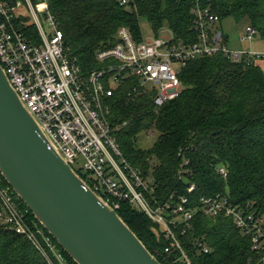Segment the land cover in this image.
I'll return each mask as SVG.
<instances>
[{"label":"trees","instance_id":"1","mask_svg":"<svg viewBox=\"0 0 264 264\" xmlns=\"http://www.w3.org/2000/svg\"><path fill=\"white\" fill-rule=\"evenodd\" d=\"M47 1L64 34V44L89 71L100 67L96 52L111 47L120 28L127 27L140 41L141 19L148 21L154 37L167 32L174 43H196L192 9L197 7L219 16V21L231 16L248 21L264 39V0ZM17 27L36 33L33 26ZM223 42L227 44L225 36ZM180 79V96L157 112L150 94L136 95L131 81L108 101L113 121L122 126L118 133L122 151L149 184V189H142L144 196L153 207L166 203L175 207L182 196L197 205L203 196L224 193L233 204H249L264 216V67L250 56L235 62L220 51L189 61ZM143 131L158 135L149 148L138 144ZM221 167L226 177L219 173ZM191 183L196 190L188 194ZM0 184L10 187L1 173ZM14 196L32 228L41 230L53 249L41 237L43 250H39L0 220V264H76ZM118 202L116 212L161 264H183L178 252L165 253L172 241L147 213L127 201ZM190 225L184 235L185 226L176 224L174 231L192 264H252L251 239L229 218L197 212ZM195 238L205 240L212 251H199Z\"/></svg>","mask_w":264,"mask_h":264},{"label":"built area","instance_id":"2","mask_svg":"<svg viewBox=\"0 0 264 264\" xmlns=\"http://www.w3.org/2000/svg\"><path fill=\"white\" fill-rule=\"evenodd\" d=\"M192 12L198 33L196 43H174L166 35L142 36L138 41L130 29L122 27L111 47L96 52L100 67L89 71L64 44V34L50 12L49 1L0 0V65L25 108L41 126L49 145L114 210L119 208L118 201L124 200L147 213L162 228L166 239L172 241L165 248L166 254L178 252L183 264H192L176 238L174 227L185 226L181 233L186 234L195 214L202 212L209 217L229 218L243 236L251 239L255 257L250 262L264 264V216L249 204H233L228 194L218 193L201 197L197 205H191L192 199L182 196L175 207L171 203L153 207L142 192L149 189V184L122 151L118 136L122 126L112 119L108 101L128 81L134 82L131 86L136 95L150 94L157 112L180 96L183 89L180 72L191 60L221 51L235 62L246 56L264 62V49H228L221 27L216 26L219 16L199 7ZM41 20L48 25L49 35ZM19 25L33 26L36 33L18 28ZM257 34L248 24L240 41L256 38ZM147 134L151 137L153 132ZM219 173L226 177L225 167ZM195 190L196 185L191 183L187 193ZM0 204L1 221L39 250H43L41 237L53 249L41 230L32 228L9 186L0 184ZM194 240L199 251L205 254L212 251L205 240Z\"/></svg>","mask_w":264,"mask_h":264},{"label":"water","instance_id":"3","mask_svg":"<svg viewBox=\"0 0 264 264\" xmlns=\"http://www.w3.org/2000/svg\"><path fill=\"white\" fill-rule=\"evenodd\" d=\"M0 173L76 264H161L49 145L1 65Z\"/></svg>","mask_w":264,"mask_h":264},{"label":"rangeland","instance_id":"4","mask_svg":"<svg viewBox=\"0 0 264 264\" xmlns=\"http://www.w3.org/2000/svg\"><path fill=\"white\" fill-rule=\"evenodd\" d=\"M29 17L30 22H34L33 17ZM42 26L44 31L49 35V27L48 25L41 20ZM248 21H237L235 18L228 17L221 21H218L216 23L217 27H221L222 31L224 33V36L227 39V47L229 50H244V51H263L264 49V39L257 36L256 38L247 40V41H240V38L244 35V32L247 28ZM140 29L142 36L144 38H152L155 36L153 29L150 27V24L146 19L140 20ZM165 35H168L169 33H164ZM264 67V63H263ZM138 144L140 147H151L156 139L158 138V135L156 133H153L151 137L147 134V132L143 131L140 134H138ZM83 174V173H82ZM84 175V174H83ZM59 253V252H57ZM63 257V256H62ZM58 258L61 259L60 255H58ZM65 261H63L64 263Z\"/></svg>","mask_w":264,"mask_h":264},{"label":"crops","instance_id":"5","mask_svg":"<svg viewBox=\"0 0 264 264\" xmlns=\"http://www.w3.org/2000/svg\"><path fill=\"white\" fill-rule=\"evenodd\" d=\"M264 63V62H263ZM263 63H261V65L263 66Z\"/></svg>","mask_w":264,"mask_h":264}]
</instances>
